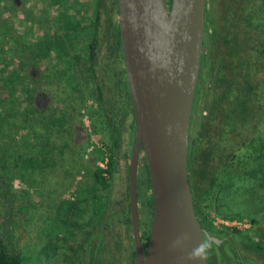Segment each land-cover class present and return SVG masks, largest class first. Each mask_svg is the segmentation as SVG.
I'll return each mask as SVG.
<instances>
[{
    "label": "trees",
    "instance_id": "1",
    "mask_svg": "<svg viewBox=\"0 0 264 264\" xmlns=\"http://www.w3.org/2000/svg\"><path fill=\"white\" fill-rule=\"evenodd\" d=\"M51 1L53 4L50 6L56 5L64 9L63 1L66 0ZM69 3L73 5L75 0H70ZM103 4L104 0L98 3L91 25V38L85 47L87 49H85V58L80 59L79 54L69 51L70 41H65V38L70 37L67 33L62 37H59L58 33L52 35L54 38H51L53 40L51 43H49L51 36L47 34L45 39L40 41L41 44L39 43L41 47L47 46L48 50L54 47L59 57H61L60 51H65L67 48L66 56L64 59L61 57L63 61L67 60L65 61L67 64L62 66L66 75L63 72L64 77L56 95L58 97L56 102L59 105L57 112L53 111L49 114L52 109L49 108L50 106L46 110H39L35 105L36 84L34 80L31 83L28 74H25L27 65L20 62V72L14 69L9 71L6 66L2 69L0 67L2 70L0 71V219L4 224L11 221L12 217L13 219L20 217L19 215L24 211H32V208L37 206L30 198L24 196L29 195L30 192L22 193L15 188V178L27 176L32 172L33 186H35L40 182L48 181L54 185L62 181L65 176L72 174L73 179L76 176L78 166L76 162L80 160L81 149L76 146L73 135L81 109L78 106L79 102L71 97L70 92L71 87L75 86V81L80 83L79 78L84 79V82L88 78L94 81L97 99L104 108L106 121L111 128L113 144L106 172L112 175L113 170L117 169L119 161L115 158L124 156L126 147L127 156L132 153L134 137L131 135L134 134L135 120L130 124L128 122L132 111L130 97L120 108V120L114 123L111 116L114 110L105 104L108 102L107 98L109 99L107 94H111L112 91L109 93L108 90L106 93L105 80L103 79L102 82L97 79L96 69L100 65L99 49L102 40H105L107 45L104 62L109 63L108 66L111 62L120 63L124 59L120 26L117 24L114 27L110 23L107 19L109 14L103 9ZM116 4L119 13L118 0ZM224 4L226 7L222 16L228 27L224 28L226 35L221 45L223 51L221 54L228 53V56L219 60V67L217 66L215 71L210 68V62L216 56L213 52L211 33L213 24L210 23L214 22L216 13L214 8L213 10L208 8L209 0L206 10L204 38L206 54L202 62L200 83L192 112L188 155L189 181L195 212L202 227L212 236L222 240L220 245L206 242L208 264H243L231 253V244L235 240L239 241L243 250L256 257L251 264L257 260H259L258 264H262L264 263L262 244L242 236L236 228H233L232 232H228L229 229L220 231L214 229L202 210L204 201H209L227 185L233 187L238 181L251 179L259 187L264 186V0H225ZM39 19L42 23L46 21L42 13ZM15 73L23 77L21 82H15ZM127 92H129L128 85ZM208 96V116L203 117ZM53 113L55 117L51 116ZM205 122L208 125L206 141L200 143V129ZM201 147L205 149L206 156L201 174L196 175L193 162ZM96 152L101 151L96 149ZM143 159L145 170L148 172L145 156ZM6 162L13 166L8 163L5 168ZM258 163L259 167L255 169ZM204 168L206 170H203ZM103 172V169L97 168L94 178L100 187L107 188L109 183L103 177ZM259 173L263 175L262 181H258ZM35 194H40L36 188ZM63 207L68 215L74 205L66 204ZM259 219L264 221V214L250 219L254 229H258L259 224L264 225ZM67 221L68 216L58 215L50 227V235L65 233ZM0 227L3 225L0 224ZM12 237V231L6 232L5 229H0V264H29V258ZM95 238V235L87 237V244ZM88 251L91 252L92 249ZM134 255L133 251V263Z\"/></svg>",
    "mask_w": 264,
    "mask_h": 264
},
{
    "label": "rangeland",
    "instance_id": "2",
    "mask_svg": "<svg viewBox=\"0 0 264 264\" xmlns=\"http://www.w3.org/2000/svg\"><path fill=\"white\" fill-rule=\"evenodd\" d=\"M69 1H63V9L55 4V7L50 6L53 4L51 0H21V4H24L23 7H17L14 0H0L1 69L6 66L9 71L14 69L20 72V62H23L28 67L25 74H28V79L32 83L33 73L37 68L38 44L45 39L44 37L47 34L51 36L50 39L54 38L52 35H56V33L59 34V37L67 33L73 38L72 40L70 37L65 38V41H70L68 43L69 51L79 54L80 59L85 58V47L89 44L91 38V25L100 0H75L73 5ZM224 1L209 0L208 5V8L211 10L214 8V13H216L214 22L210 23L213 24L211 33L213 52L216 54L210 62V68L213 71L216 70L217 66L219 67V60L224 56H228V53L221 54L223 52L221 45L225 41L226 35L225 29L228 27L222 16L224 14L223 9L226 7ZM167 4L170 7L171 0H167ZM103 9L109 14L107 19L114 27L119 24L116 0H104ZM40 13L46 19L45 23H42V20L39 19ZM236 28H238V25ZM58 36H56L57 39H59ZM25 48L30 49V51ZM106 52V41L102 40L99 49L100 65L96 69L97 79L102 82L104 79L105 84L110 86L111 83L113 84V89H111L116 92L114 100L116 105H119L123 95H126L127 74L125 63L123 60L120 64L111 62L112 64L109 67V63L104 62ZM60 53L62 59H64L67 48L65 51L61 50ZM48 54L51 55L50 63L52 65H55V62L58 61L63 62L57 51ZM0 71L2 72V70ZM56 72L55 81L51 82V79L55 76L54 70H48L47 68L44 70V78L47 77L48 81L46 91L52 101L49 107L52 109L49 114L59 110L56 95L59 93V86L62 83L61 73L64 72L66 75V71L62 66ZM118 73L119 76H117ZM115 77L118 83L117 81L113 82ZM14 78L16 83L23 80L19 73ZM87 81V94L89 97L84 98L83 103L94 105L91 93L96 87L91 78H88ZM36 84L37 91L39 86L38 83ZM32 87L31 84L30 88L32 89ZM25 89L28 88L25 87ZM118 93L120 94L118 95ZM208 99L209 96L205 103L206 108L203 117L208 116ZM119 107L122 108V105ZM116 112H119V109H116ZM80 115H82V120L79 118L77 124L84 125L86 131L90 134V138L88 144L84 145L81 153H79L80 160L76 162L78 166L74 179L70 174L54 185L48 181L33 186L32 172H29L27 176L22 175L21 178H15V188L22 193L30 192L29 195L24 196L30 198L31 202L37 204V206L33 207L32 211H24L19 215L20 217H14V219L12 217L11 221L9 220L5 224L0 219V224L3 225L0 229H5L6 232L12 231L13 240L20 244L26 257L29 258V264H133L132 234L123 224L119 225V222L114 219V216L112 218L110 214L115 210L116 202L125 208L124 216L129 209V164L127 163L132 153L127 157L126 162L121 160L123 163L121 162L122 164L117 167L118 176H114L113 173L110 175L106 170L110 160L112 138L105 124L106 118L104 115L101 117V115L91 113V110L89 116L86 113H80ZM51 116L55 117V114L53 113ZM92 118H94L93 123ZM96 124H98V127L95 126ZM90 129H94V131L90 132ZM207 129L208 125L205 122L200 129V143L206 141ZM131 136L134 137V134ZM96 149H100L101 152H96ZM205 156V149L201 147L195 156V162H193L196 175L201 174ZM9 162L4 164L5 168H7ZM99 167L104 170L103 177L108 180L109 186L107 188L100 187L95 181L94 172ZM256 167H259V163L254 168L257 169ZM203 170H206V168ZM147 174L148 172L143 169V158L141 157L138 166L137 190L140 219L145 222V225H143L145 228L148 227V221L144 220L143 204L150 203L153 199L152 187L149 182L150 177ZM262 177L263 175L259 173L258 181ZM68 179H72V181H67ZM144 179L146 181H143ZM51 187L53 191H51ZM35 188L39 190L40 194H35ZM114 190L116 191L115 195H113ZM66 204L74 205L68 215L63 207ZM202 210L214 229L219 231L229 229L228 232H232L233 227L227 226L225 222L230 224L233 222L239 223L240 228L236 227V229L241 232L242 236L264 246V225L259 224L257 225L258 229H254L250 222L251 218L260 217L264 214L263 185L261 188L251 179L238 181L233 187L227 185L224 190L218 191L209 201L205 200ZM58 215L68 216L67 230L59 235L52 233L50 235V227ZM115 216L120 218L117 213ZM259 221L264 223L261 219ZM94 235L96 238L92 239L90 244L88 243L90 245L88 248L86 238ZM88 249H92V251L90 252ZM231 253L243 264H251L253 259L256 258L243 250L237 240L231 244ZM258 263L259 260L254 264Z\"/></svg>",
    "mask_w": 264,
    "mask_h": 264
},
{
    "label": "water",
    "instance_id": "3",
    "mask_svg": "<svg viewBox=\"0 0 264 264\" xmlns=\"http://www.w3.org/2000/svg\"><path fill=\"white\" fill-rule=\"evenodd\" d=\"M21 0H14L21 7ZM208 0H118L127 83L136 117L129 190L135 264H208L206 231L189 181L193 105L206 54ZM144 150L154 216L143 251L137 190Z\"/></svg>",
    "mask_w": 264,
    "mask_h": 264
},
{
    "label": "flooded vegetation",
    "instance_id": "4",
    "mask_svg": "<svg viewBox=\"0 0 264 264\" xmlns=\"http://www.w3.org/2000/svg\"><path fill=\"white\" fill-rule=\"evenodd\" d=\"M23 6H24V4H21V7H23ZM51 42H53V40H51V38H50L49 43H51ZM40 44H39V48H38V57L36 56L37 57V68L34 70V73H33V80H34L35 84L38 83V86H39V87L37 86L38 88H37V91L35 94V105L37 106V108L39 110H43V109L46 110L48 108V106L51 105L52 101H51L50 96L48 95V93L46 91L48 81L46 78H44V74H45L44 70L46 68L47 69L50 68L49 70H52V69L54 70L55 76L53 79H51V82H54L56 74H57L56 71L59 69L60 66H63L62 64L65 65V64H67V62H64L62 60L63 61L62 63H61V61L60 62L58 61V62H55V65H52V63H50L51 55L48 53L53 52V51L55 52V48L51 47L48 50L47 46L43 45L41 47ZM123 61L125 63L124 59H123ZM48 62H49V65H48ZM118 64H120V63L118 62ZM55 66L58 68H56ZM125 68H126V65H125ZM61 74H62V76H60V78L63 79V73H61ZM119 75L120 74L118 73L117 76H119ZM69 79H71V78H69ZM115 79H116V77L114 78L113 82L117 81V83H118V80H115ZM79 80H80V83H79V81H75V83H74L75 86L73 85L71 87L72 90H71L70 94H71V97L74 98L75 101L79 102L78 106L81 109L80 113H86L89 116V113L91 110V113H93V114L100 115L99 113H101V117H103V115L105 116L104 108H103V106L100 105V102L97 99V95H96L97 94V88H95L93 90V92H92L93 95H91L93 98L92 103L94 105H87V104H85L86 102L83 103L84 98L86 99L88 97V94H87L88 81L84 82V79H82V78H79ZM93 83H94V81H93ZM117 83H116V86H117ZM127 85H128V83L126 80V86ZM111 86L109 84H105V86H104V90L106 93L108 90H109V93H110V91H112L111 94H107L109 99L107 98L108 102L105 104H106V106H109V107L113 108V110H114L111 114L112 121L114 123H117V121L120 120V118H119L120 117V115H119L120 114V107L119 106L123 105L124 102L127 99H129V97H130V100H131L130 105L132 106V111H130L128 122L130 124V123H133V121L135 120V128H133L134 129L133 130L134 131V143H135L137 123H136V117H135V113H134V108H133V103H132V98L130 96V92H127V88H126V95L124 94L121 103H119V105H116V102L114 100V96H115L116 92L114 90H112L113 89L112 83H111ZM119 94L120 93H118V95ZM120 98H121V95H120ZM85 106H86V108H85ZM116 109H119V112H116ZM79 118H81V120H82V115H80ZM93 119L94 118H92V123H93ZM105 124L108 128V131H109L110 136L112 138V144H113V135L111 133L110 125H109V123H107L106 120H105ZM95 126L98 127V124H96ZM85 131H86V129H85L84 125H81V123H78L74 128L73 140H74L76 146H78L80 149H82V147L84 145L88 144V142H89L90 134L87 131L86 132ZM93 131H94V129H90V132H93ZM134 143H133V147H134ZM133 147H132V151H133ZM126 149H127V147L125 148L126 154L124 156L115 158V159H117V161H119L117 164V167L119 164L121 165L123 163L122 161L126 162V160H128V158H127L128 152ZM144 156H145V152H144V150H142L141 154H140V158L141 157L144 158ZM145 158H146V156H145ZM130 159H131V157H130ZM130 159H129V162L127 163V164H129V169H130ZM139 162H140V159H139ZM145 168L146 167H145V163H144V159H143V169L145 170ZM107 169H108V166H107ZM117 171H118V169L113 170L112 173L114 174V176L115 175L118 176ZM148 176H149V170H148ZM149 182H150V186H151V180ZM113 192H114L113 195H115L116 191L114 190ZM128 193H129V201H128L129 209L127 211V214L124 216L125 208H123V206L118 202H116L115 210L110 214H111L112 218L114 216V219L117 222H119V225L123 224L125 226V228L127 227L129 229L128 231L131 232V234H132V246H133L132 253L134 251V254H135V247H134V240H133V228H132V224H131V207H130V190L129 189H128ZM152 201H153V199H152ZM152 201L150 203H144L143 204L144 205L143 206V212H144V218H145L144 220L148 221V224H147L148 227L145 228V226H143V225H145V222H143L140 219V228H141V234H142V243H143L144 254H146V252L148 250V245H149L150 238H151V225H152L153 216H154V207L152 206ZM116 213L119 215L120 218L115 216ZM139 218H140V210H139ZM102 228L104 229L105 227H102ZM133 264H135V255H134V263Z\"/></svg>",
    "mask_w": 264,
    "mask_h": 264
},
{
    "label": "built area",
    "instance_id": "5",
    "mask_svg": "<svg viewBox=\"0 0 264 264\" xmlns=\"http://www.w3.org/2000/svg\"><path fill=\"white\" fill-rule=\"evenodd\" d=\"M225 224L227 225V226H232L233 228H240L239 226V223H236V222H233V223H229V222H225ZM241 224V223H240Z\"/></svg>",
    "mask_w": 264,
    "mask_h": 264
}]
</instances>
